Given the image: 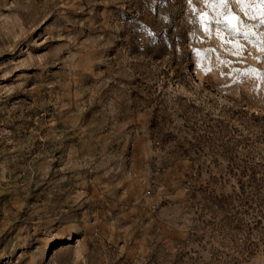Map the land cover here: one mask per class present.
<instances>
[{
    "label": "rangeland",
    "instance_id": "obj_1",
    "mask_svg": "<svg viewBox=\"0 0 264 264\" xmlns=\"http://www.w3.org/2000/svg\"><path fill=\"white\" fill-rule=\"evenodd\" d=\"M192 19L0 0V264H264V52Z\"/></svg>",
    "mask_w": 264,
    "mask_h": 264
},
{
    "label": "snow or ice",
    "instance_id": "obj_2",
    "mask_svg": "<svg viewBox=\"0 0 264 264\" xmlns=\"http://www.w3.org/2000/svg\"><path fill=\"white\" fill-rule=\"evenodd\" d=\"M207 10L201 11L194 5V0H186V4L193 14L192 23L198 24L207 36H211L212 30L216 29L218 36L221 31L227 36H220L223 42L232 40L243 41L257 47L264 52V0H238L240 12L246 20L237 15L231 7L232 0H204ZM150 10H154L151 9ZM145 31L152 34L145 27ZM237 51L233 54L239 55L243 52L241 44L236 45ZM258 59L264 60V57ZM210 70V69H209ZM264 79V74H261Z\"/></svg>",
    "mask_w": 264,
    "mask_h": 264
}]
</instances>
